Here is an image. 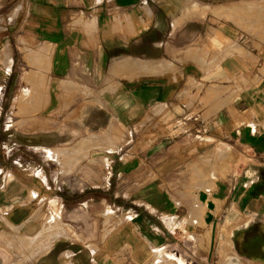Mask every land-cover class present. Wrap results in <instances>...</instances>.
<instances>
[{"label":"crops","instance_id":"0c3cea01","mask_svg":"<svg viewBox=\"0 0 264 264\" xmlns=\"http://www.w3.org/2000/svg\"><path fill=\"white\" fill-rule=\"evenodd\" d=\"M31 5L0 21V264H264V0Z\"/></svg>","mask_w":264,"mask_h":264},{"label":"rangeland","instance_id":"374dc122","mask_svg":"<svg viewBox=\"0 0 264 264\" xmlns=\"http://www.w3.org/2000/svg\"><path fill=\"white\" fill-rule=\"evenodd\" d=\"M31 2L32 0H0V21L2 22L4 20V16L6 13H9L11 15V17H15L19 12L22 11H28L31 8ZM2 24H0L1 26ZM32 197V196H31ZM44 197L38 196L37 194L35 195V197H33L32 201H31V220H34L39 224L44 223V217L46 215H48V213H53L55 215H57L59 210H55L53 211V198L50 197L47 199V205L44 206ZM112 213V212H110ZM106 225L108 226V222L109 220H111V224L109 223V225L116 227L117 223H115V220L111 219L110 214L106 213ZM64 220V219H63ZM65 221V220H64ZM66 222V221H65ZM182 225V223H181ZM105 228V234H107L108 232H110V228L107 227ZM1 227V226H0ZM60 225H59V220L54 219L50 216V218H48L47 222H46V230L44 232H40L39 235H42L43 237V233H47L46 236V242L45 245L46 247L49 249V247L59 238L65 237V231L64 230H60ZM1 230H5V228H2ZM66 230V235L68 236L67 238L69 240L75 239L78 234L75 230H70V228L65 227ZM51 232V234H50ZM14 234H18L16 232H14ZM49 235V236H48ZM191 238H194V236H191ZM15 248L18 246L17 243H15ZM47 249V250H48ZM163 255H165L167 258L169 259H173L174 257H182V259L184 260V262H186V264H197L195 259L191 256L186 254L185 252L181 251L180 249H166V248H158ZM156 255V251L153 252L152 256L145 262H143L142 264H148V261L150 259L153 258V256ZM121 262V261H120Z\"/></svg>","mask_w":264,"mask_h":264},{"label":"bare ground","instance_id":"6f19581e","mask_svg":"<svg viewBox=\"0 0 264 264\" xmlns=\"http://www.w3.org/2000/svg\"><path fill=\"white\" fill-rule=\"evenodd\" d=\"M231 15V14H230ZM230 15H229V17H230ZM196 165V164H195ZM50 234H51V232H50ZM46 236H47V233L45 234V233H43V238H44V240L46 239ZM49 236V235H48ZM35 237V236H34ZM37 237V236H36ZM32 238V237H31ZM38 238V237H37ZM34 239V238H33ZM36 239V238H35ZM45 242H46V240H45ZM45 245V244H44ZM46 246V245H45ZM48 248L47 247H45L44 248V250H47ZM159 256V255H158ZM160 258H161V256H160ZM164 258V257H163ZM167 260V259H166ZM162 262V261H161ZM163 262H165V259L163 260ZM162 262V263H163ZM170 262V261H169ZM161 263V264H162ZM166 263V262H165ZM165 263H163V264H165ZM152 264V263H151ZM179 264H182V263H179Z\"/></svg>","mask_w":264,"mask_h":264}]
</instances>
